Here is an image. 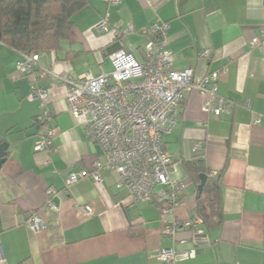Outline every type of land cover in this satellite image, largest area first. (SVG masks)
<instances>
[{
    "label": "crops",
    "instance_id": "crops-1",
    "mask_svg": "<svg viewBox=\"0 0 264 264\" xmlns=\"http://www.w3.org/2000/svg\"><path fill=\"white\" fill-rule=\"evenodd\" d=\"M262 5L263 0H122L112 7L88 0L63 50L43 53L35 69L36 85L49 92L57 129L51 154L36 151L42 107L30 99L33 78L18 70L23 54L0 42V147L8 144L0 167V264H164L158 256L167 248L190 253L180 264H264V43L250 47L261 34ZM106 16L111 26L130 30L123 47L137 57L147 42L140 31L167 23L173 70L192 69L204 78L226 69L219 95L232 108L217 117L204 109L199 92H188L174 128L164 134L172 178L182 185V203L172 215L162 217L157 201L133 203L117 189L114 171H101L100 182L86 178L66 186L67 174L91 171L103 156L70 113L62 79L113 70L115 38L95 29ZM203 51H210V59L199 56ZM201 156L213 176L222 174L225 219L194 237L181 228L197 216L199 192L185 163ZM50 189L56 210L47 206ZM34 211L46 221L40 232L25 225ZM172 219L179 229L164 235Z\"/></svg>",
    "mask_w": 264,
    "mask_h": 264
},
{
    "label": "built area",
    "instance_id": "built-area-1",
    "mask_svg": "<svg viewBox=\"0 0 264 264\" xmlns=\"http://www.w3.org/2000/svg\"><path fill=\"white\" fill-rule=\"evenodd\" d=\"M104 1L112 7L122 4V0ZM262 7L264 13V0ZM95 29L111 33L120 41L122 48L109 56L113 70L110 73L102 70L99 75L88 72L62 79V82L67 88L70 113L89 139L100 146L103 156L94 163L91 171L67 174L66 186L86 178L100 182L101 171H114L119 177L117 189L126 191L133 203L157 201L161 204L162 217L172 215L182 203V185L172 178L173 158L166 150L164 134L174 128L175 116L188 92H199L205 98L204 109L217 117L232 108V104L219 95V77L226 73V69L212 72L204 78L195 77L192 69L173 70L172 54L166 48L170 30L167 23L140 31L147 42L139 57L123 47L130 30L111 26L107 16ZM263 43L264 22L260 36L254 37L250 47L259 48ZM199 56L210 59L211 53L203 51ZM40 59L41 54H23L18 70L22 75L33 78L30 99L41 102L38 123L42 133L36 151L51 154L57 129L51 124L53 115L48 107L49 92L36 85L35 69ZM45 74L41 72L42 76ZM214 103H217L216 108L212 106ZM259 123L260 118L253 122L254 125ZM200 150L201 145L196 144L194 151ZM47 194V206L56 210L53 202L55 192L50 189ZM85 211L91 213L88 207ZM171 223L172 226L164 229V235H176L179 225L174 219ZM25 225L34 232H40L46 228V221L39 211H34L26 216ZM181 228L191 230L194 237L206 233L199 217L187 221ZM189 254L185 252L182 255L187 257ZM182 255L174 248H167L158 257L164 264H180Z\"/></svg>",
    "mask_w": 264,
    "mask_h": 264
},
{
    "label": "trees",
    "instance_id": "trees-1",
    "mask_svg": "<svg viewBox=\"0 0 264 264\" xmlns=\"http://www.w3.org/2000/svg\"><path fill=\"white\" fill-rule=\"evenodd\" d=\"M87 5L88 0H0V42L22 54L61 51L62 43L70 39L75 15ZM114 43L118 50L122 48L118 39ZM185 166L198 186L201 175L206 176L198 192L196 217L203 220L205 231L221 227L225 219L222 174L213 176L202 156Z\"/></svg>",
    "mask_w": 264,
    "mask_h": 264
},
{
    "label": "water",
    "instance_id": "water-1",
    "mask_svg": "<svg viewBox=\"0 0 264 264\" xmlns=\"http://www.w3.org/2000/svg\"><path fill=\"white\" fill-rule=\"evenodd\" d=\"M8 148V144H3L0 147V167L5 163V155H6V150ZM201 184L198 187L199 192H201L203 190L205 181H206V176L205 175H201Z\"/></svg>",
    "mask_w": 264,
    "mask_h": 264
}]
</instances>
